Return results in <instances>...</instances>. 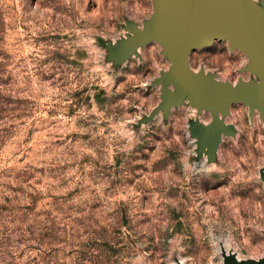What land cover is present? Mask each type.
Returning a JSON list of instances; mask_svg holds the SVG:
<instances>
[{
	"label": "rangeland",
	"instance_id": "374dc122",
	"mask_svg": "<svg viewBox=\"0 0 264 264\" xmlns=\"http://www.w3.org/2000/svg\"><path fill=\"white\" fill-rule=\"evenodd\" d=\"M152 14L0 0V264H264V117L162 91ZM248 63L225 42L188 57L220 85L258 82Z\"/></svg>",
	"mask_w": 264,
	"mask_h": 264
},
{
	"label": "water",
	"instance_id": "95a60500",
	"mask_svg": "<svg viewBox=\"0 0 264 264\" xmlns=\"http://www.w3.org/2000/svg\"><path fill=\"white\" fill-rule=\"evenodd\" d=\"M140 41L154 40L172 63L161 76L162 91L169 80L178 93L208 106L214 121L229 103L242 102L264 117V0H153V14ZM215 42H225L249 59L246 70L258 82L230 85L208 83L188 66L189 54Z\"/></svg>",
	"mask_w": 264,
	"mask_h": 264
},
{
	"label": "bare ground",
	"instance_id": "6f19581e",
	"mask_svg": "<svg viewBox=\"0 0 264 264\" xmlns=\"http://www.w3.org/2000/svg\"><path fill=\"white\" fill-rule=\"evenodd\" d=\"M236 51H237V50H236ZM248 82H249V81H248ZM219 115H220V114H219ZM220 116H221V115H220ZM220 116H219V117H220Z\"/></svg>",
	"mask_w": 264,
	"mask_h": 264
}]
</instances>
